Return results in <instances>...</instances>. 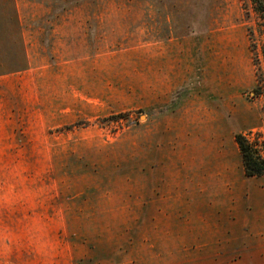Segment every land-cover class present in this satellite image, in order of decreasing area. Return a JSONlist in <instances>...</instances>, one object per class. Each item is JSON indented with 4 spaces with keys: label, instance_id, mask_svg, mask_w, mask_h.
Segmentation results:
<instances>
[{
    "label": "rangeland",
    "instance_id": "1",
    "mask_svg": "<svg viewBox=\"0 0 264 264\" xmlns=\"http://www.w3.org/2000/svg\"><path fill=\"white\" fill-rule=\"evenodd\" d=\"M24 1L25 45L0 0V264H164L157 182L184 162L264 183L235 140L264 156V0Z\"/></svg>",
    "mask_w": 264,
    "mask_h": 264
},
{
    "label": "crops",
    "instance_id": "2",
    "mask_svg": "<svg viewBox=\"0 0 264 264\" xmlns=\"http://www.w3.org/2000/svg\"><path fill=\"white\" fill-rule=\"evenodd\" d=\"M13 3V17L25 45L33 37L32 31L29 23L26 27L20 24L28 22L35 8L30 10L24 0ZM182 164L180 179L157 182V195L140 198L141 229L150 251L168 254L162 255L164 264L171 260L172 264H264L262 241L257 243L252 237L250 247H245L249 235L264 229V183L246 182L242 176L241 180L228 179L227 173L234 169L230 164L206 170L188 165L187 171ZM246 190L251 200L248 207ZM252 198L258 199V204L252 203ZM254 209L260 215L259 226L253 219Z\"/></svg>",
    "mask_w": 264,
    "mask_h": 264
},
{
    "label": "trees",
    "instance_id": "3",
    "mask_svg": "<svg viewBox=\"0 0 264 264\" xmlns=\"http://www.w3.org/2000/svg\"><path fill=\"white\" fill-rule=\"evenodd\" d=\"M235 139L242 155L245 173L249 176H258L264 173V156L245 134L237 132Z\"/></svg>",
    "mask_w": 264,
    "mask_h": 264
}]
</instances>
